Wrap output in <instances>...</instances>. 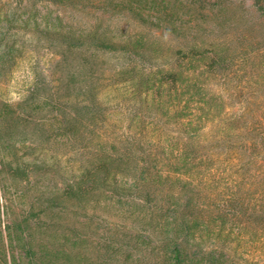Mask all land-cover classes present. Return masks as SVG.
I'll return each mask as SVG.
<instances>
[{
    "label": "rangeland",
    "instance_id": "374dc122",
    "mask_svg": "<svg viewBox=\"0 0 264 264\" xmlns=\"http://www.w3.org/2000/svg\"><path fill=\"white\" fill-rule=\"evenodd\" d=\"M126 5L132 9L131 13L114 16L34 0L23 5L16 0H0V23L13 32L21 46L16 61L9 60L6 67L0 66V109L4 110V103L12 105L27 98L38 68L45 72L47 84L57 81L64 72L82 74L84 81L94 76L102 93L101 100L106 101L104 105L100 101L101 106L109 114L93 126L94 132H87L88 139L79 138L76 142L67 137L58 141H31L30 137L18 134L10 142L18 143L17 146L4 152L3 140L1 159L14 165L18 161H28L59 167L66 183L71 184L85 169L89 141H108L98 129L109 131V141H126L128 137L151 144L181 141L185 135L175 125L176 108L181 102V105L191 102V112L200 113L204 119L209 117L201 132L202 141H230L224 146L225 150H217L226 179L230 181L232 174L244 177V182L257 175L264 179V148L248 142L264 141L261 137L264 134V13L253 0H130ZM135 12L141 20L134 16ZM96 29L118 40L126 41L131 37L149 56L137 62L134 73L122 74L125 64L122 55L97 51L99 57L94 61L87 54L85 58L70 57L69 62H64L60 60V49L54 41L33 35L36 31L50 30L54 35L57 33L56 36L60 33L89 36ZM91 45L97 42L87 39L90 51L93 50ZM185 46L226 53L228 67L224 71L207 72L204 64L209 62L208 58L189 62L181 75L180 91L169 92L167 86L158 84L160 76L163 69L177 64L178 50ZM49 85L46 86L48 90ZM153 90L160 92L162 97L156 98L158 93ZM48 93L42 90L38 95ZM154 99L161 104L155 107ZM0 115L4 127V112ZM56 168L53 171L50 168L47 177H53L54 171H58ZM7 170L2 167L3 182H0L5 236L8 235V221L30 214L40 195L32 185H17L22 177L14 178ZM53 182L46 188L47 192L54 189ZM253 189L259 193L263 191L260 184ZM66 206L65 232L69 252L77 256L76 264H88L85 263L89 259L87 254L95 251L112 253L120 247L127 250L128 243H136L132 232L137 224L118 219L117 208L96 207L83 200L68 201ZM35 211L39 209L36 207ZM208 243L207 251L221 246L215 241ZM236 245L242 248L244 256L238 259L243 262L240 264H264V233L261 230L258 235H247L245 243ZM144 254L148 257V251ZM147 257L145 259L150 260Z\"/></svg>",
    "mask_w": 264,
    "mask_h": 264
},
{
    "label": "trees",
    "instance_id": "16d2710c",
    "mask_svg": "<svg viewBox=\"0 0 264 264\" xmlns=\"http://www.w3.org/2000/svg\"><path fill=\"white\" fill-rule=\"evenodd\" d=\"M16 1L23 5L33 0ZM34 1L114 16L132 12L126 5L130 0ZM253 1L264 13V0ZM133 14L142 19L136 12ZM33 35L54 41L60 49V60L64 62H69L70 57L85 58L87 54L94 61L99 57L97 51L122 55L125 59L122 74L134 73L137 62L149 56L145 48L131 37L126 41L118 40L99 29L89 36L73 33L56 36L57 33L54 35L50 30L36 31ZM90 38L97 42V45H91V51L87 49V39ZM18 42L13 32L0 23V66L4 64L6 67L9 60L16 61L21 50ZM178 54L177 64L163 69L158 83L161 87L167 86L169 92L180 91L181 75L189 62L208 58L209 62L204 64L207 72L224 71L228 67L226 53L215 50L202 51L185 46L178 50ZM81 76L64 72L49 85L45 72L37 68L27 98L12 105L4 103V110L0 109V114L4 112V127L0 123V146L4 140V152L17 146L18 143L10 142L18 134L30 137L31 141H58L61 137L74 142L79 138L88 139L87 132H94L93 126L102 116H107L108 111L101 106V102L104 105L106 101L101 100L102 93L95 77L91 75L84 81ZM48 85L49 90L46 89ZM42 90H47L48 95H38ZM156 93V98L162 97L160 92ZM146 95L150 97L148 90ZM154 101L155 107L161 104L157 99ZM190 103L181 105V102L176 108L175 125L185 135L181 141L151 144L130 137L126 141H109V131L98 129L97 132L105 134L108 141H89L91 146H88L85 169L71 184L66 183L59 167L53 166L58 171H54L56 173L50 178L47 177L50 168L53 171L50 165L28 161H18L14 165L0 157V182H3L4 166L14 178L22 177L17 185H32L40 192L37 205L32 207L30 214L8 221L7 236L4 235L0 206V264H76L77 256L69 252L65 232L66 202L73 200H83L88 205L96 204V207L117 208L118 219L137 224L132 232L136 243H128L127 250L120 247L112 253H102L101 250L95 251L93 256L86 253L89 259L85 263H243L238 260L244 257L242 248L236 244L245 243L247 235H258L260 230L264 233V179L257 175L244 182V177L234 174L230 181L226 179L217 150H225L224 146L230 141H202L201 132L209 117L204 119L200 113L191 112ZM261 137L264 139V134ZM248 142L264 148V141ZM52 181L55 187L47 192ZM258 184L263 188L260 193L253 189ZM212 241L221 246L207 251L206 246ZM145 250L150 260L145 259Z\"/></svg>",
    "mask_w": 264,
    "mask_h": 264
}]
</instances>
